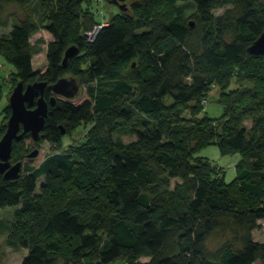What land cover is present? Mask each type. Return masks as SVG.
<instances>
[{
    "label": "trees",
    "instance_id": "16d2710c",
    "mask_svg": "<svg viewBox=\"0 0 264 264\" xmlns=\"http://www.w3.org/2000/svg\"><path fill=\"white\" fill-rule=\"evenodd\" d=\"M33 1L0 0V13ZM94 1L47 4L53 40L43 73L33 67L36 22L23 19L0 43L19 82L48 83L49 102L67 73L88 84L81 104L56 96L39 142L58 143L81 124L107 132L37 167L23 161L31 134L15 141L11 162L23 169L16 179L0 175V210L15 208L14 220L0 218V233L19 226L13 245L27 250L21 264H264V242L254 238L264 220V56L248 52L264 32V0H137L91 43L86 32L104 23L95 20ZM71 46L79 52L64 66ZM214 89L221 119L201 114ZM209 145L240 155L231 183L220 164L196 157ZM41 177L45 197L34 199ZM171 179L180 182L170 188Z\"/></svg>",
    "mask_w": 264,
    "mask_h": 264
},
{
    "label": "rangeland",
    "instance_id": "374dc122",
    "mask_svg": "<svg viewBox=\"0 0 264 264\" xmlns=\"http://www.w3.org/2000/svg\"><path fill=\"white\" fill-rule=\"evenodd\" d=\"M137 0H128V7ZM54 3V0H34L33 2L20 6L18 4H5L3 6L2 13L0 17L2 21L8 20L9 26L6 28L0 27V43L6 42L5 38L9 35L14 25L20 23L25 18H30L32 21L36 22L38 25V30L31 36V43L33 47V67L35 70L40 71L41 73L45 72L48 66L47 61V52L48 45L53 40L52 34H50L46 28L45 24L47 23V18L45 16V11L47 9V4ZM104 11V15L98 16L96 11L99 13L101 9ZM231 8V5L216 9L214 13L216 15H222L226 12L227 9ZM91 11L95 13V20L97 23L104 22L105 26L111 23V20L114 16L120 13V9L117 5L110 3L107 0H104L102 6L96 1L93 2ZM195 13L194 8H190L186 11V17L190 18ZM191 19V18H190ZM192 20V19H191ZM98 26V25H97ZM96 27V25L94 26ZM92 30V29H91ZM84 38L88 41V37ZM1 46V45H0ZM2 47V46H1ZM84 55L78 59V62L83 60ZM69 64V63H68ZM83 67H86L84 64ZM15 68L8 64L2 56H0V85L2 86V94L0 97V128L3 122H6L11 116V109L9 108V98L13 92L14 86L20 81L19 77L15 73ZM66 77H71L72 75L67 73ZM80 92L71 100L74 104H81L84 101L89 99L87 94V83L80 82ZM235 86V85H234ZM216 89V88H215ZM214 90H211L207 95L208 102L205 105V108L202 115H207L213 119H221L224 117L225 108L219 102L218 93ZM105 129L102 130L104 132ZM93 134V137H92ZM102 136L96 129L95 124H81L75 130H73L68 135L64 136L58 143H52L49 141L36 142L32 137L27 136L23 142V150L28 151V156L23 160L29 162L31 166L37 167L42 161L50 155L57 153H72L74 149L79 146H82L85 143L93 142L94 137H103L104 140L107 138V132ZM92 137V138H91ZM115 138L119 137L124 142H129L133 138L128 134H115ZM39 149L40 153L37 157L30 158L29 154L35 150ZM197 158H202L208 160L213 164H220L221 167L225 169L224 180L227 183H231L236 178V165L240 161V155H223L217 145H209L202 147L196 153ZM79 172L83 170V162L77 160ZM46 177H41L37 183V189L32 194L34 199L44 198V192L42 191V186L46 184ZM170 188H173L177 182H180L179 179H171ZM14 207H7L0 210V218L14 220ZM260 226L257 230L254 231V238L258 241L264 242V220L259 222ZM20 230L19 226H14L13 229L0 233V264H21L24 257L27 254V250L21 246H14L13 242L17 239V234ZM222 237L219 234L210 240L209 245L212 248H217L220 246V241ZM126 261H130L127 259ZM149 258H141L138 262H147ZM122 258L110 264H123ZM130 263H132L130 261Z\"/></svg>",
    "mask_w": 264,
    "mask_h": 264
},
{
    "label": "water",
    "instance_id": "95a60500",
    "mask_svg": "<svg viewBox=\"0 0 264 264\" xmlns=\"http://www.w3.org/2000/svg\"><path fill=\"white\" fill-rule=\"evenodd\" d=\"M127 1L111 0L121 10L127 7ZM191 25L194 26V23L192 22ZM78 52V47H69L65 52L63 65L66 66ZM248 52L254 56H264V32L248 48ZM47 86L46 81H36L26 86L23 82H19L9 98L11 116L6 124V132L0 139V175H4L6 180L16 179L23 169L22 162L16 164L11 162L14 142L22 140L27 134H31L33 140L39 142L48 117L49 106L55 103L56 96L73 99L80 92V85L76 79L62 77L52 85L55 96L49 102L45 98ZM39 153L40 150L37 148L29 154V157H37Z\"/></svg>",
    "mask_w": 264,
    "mask_h": 264
},
{
    "label": "built area",
    "instance_id": "2783aa9c",
    "mask_svg": "<svg viewBox=\"0 0 264 264\" xmlns=\"http://www.w3.org/2000/svg\"><path fill=\"white\" fill-rule=\"evenodd\" d=\"M98 3H100L101 5L103 4V2H104V0H96ZM101 9V8H100ZM97 14L98 15H103L104 14V11L101 9L100 11H99V13L97 12ZM105 26V24L104 23H102V24H100V25H96V27H94L92 30H90V31H88V32H86V35H87V37H88V41L89 42H94V40H95V38H96V36H97V34H98V32L100 31V29L102 28V27H104ZM208 101L207 100H204V103H207Z\"/></svg>",
    "mask_w": 264,
    "mask_h": 264
}]
</instances>
